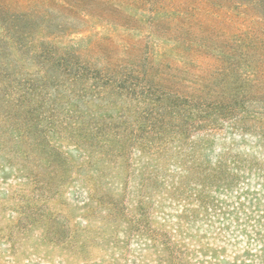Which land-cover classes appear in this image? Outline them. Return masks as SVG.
<instances>
[{
    "label": "rangeland",
    "instance_id": "374dc122",
    "mask_svg": "<svg viewBox=\"0 0 264 264\" xmlns=\"http://www.w3.org/2000/svg\"><path fill=\"white\" fill-rule=\"evenodd\" d=\"M249 4L0 0V56L20 70L9 80L25 84L19 102L17 89L0 84V264H264V63L250 54L239 70L248 74L245 92L234 88L250 121L189 137L163 141L160 124L138 130L147 108L112 88L135 83L154 97L172 92L230 107L228 93L204 96L203 78L220 56L199 46H208L207 35L215 44L233 33L238 41L260 36L264 23ZM73 59L88 62L80 67L85 87L66 76L77 68L65 65ZM69 90L85 96L93 121L108 113L93 104L115 101L113 116L122 119L108 122L130 127L118 135L133 132L128 151L94 141L83 146L89 152L77 151L54 135L36 147V130L25 151L6 124L59 122V103L51 102Z\"/></svg>",
    "mask_w": 264,
    "mask_h": 264
},
{
    "label": "trees",
    "instance_id": "16d2710c",
    "mask_svg": "<svg viewBox=\"0 0 264 264\" xmlns=\"http://www.w3.org/2000/svg\"><path fill=\"white\" fill-rule=\"evenodd\" d=\"M247 1L250 2V7L258 10L255 15H257L259 21L262 22L261 24H263L264 0ZM246 5L248 4L246 3ZM185 32H190V29H186ZM233 35L234 36L229 38L225 35V38L221 36L220 39H224L221 40L220 44H215L212 38L207 35L204 42L208 46H199V51L205 55L210 56L209 53L215 52L220 56V58L217 57V59H215L214 63L216 66L211 68L213 70H209L210 74L208 78H203L206 83L202 86L205 91L204 96H219L223 99L222 97H225V93H228V98L226 99L232 101L230 107H226L214 101L208 102L209 99L206 97H201L200 100L191 98L192 95L190 97L181 98L177 96L176 93L172 92L163 93L162 98L154 97L150 93L139 91V89H137L138 86L134 85L135 83H131L133 85H130L129 88L125 87V84L115 83L112 88L118 90L120 95L125 94L126 97L130 99L133 98L135 101L140 102L145 110L147 108L145 114L147 115L148 113L149 115L148 117L146 116L147 118L145 117L143 121L138 122L137 129L142 131L145 129L152 132L156 124H160L162 133L159 137L161 138L171 137L172 135L189 137L190 134H196V130L208 129V131L213 132L218 127H223L229 123H238L244 119L247 122L250 121L249 117L253 112L247 109L246 102L238 100V95L234 93V88H238L240 91L245 92V82H247L246 78H248V74H239V70L245 69L247 60L249 61L251 57L249 56L250 54L257 57L260 60V64L264 63V29L260 32V36L259 33L254 32L242 41L236 40V38H240L242 35H235V33H233ZM4 38L7 39L8 36ZM8 41H10L9 38ZM12 65L13 63L10 64L5 55L0 56V84L13 87L15 90L17 89L19 98L15 101L19 102V100L25 98V84H21L17 79L9 80L10 77L15 76L14 73L20 72V70L11 68ZM65 65H76L77 68L73 71V74L69 69L66 70L67 75L64 74L72 81L84 83L82 87L87 86L88 79L80 77L83 76L82 71L87 68L88 62L81 63L73 59L66 62ZM81 66L83 69L80 68ZM133 78L138 80L139 76H134ZM97 79L98 78H96V80ZM93 86L97 89V82L94 83ZM105 87L109 86L106 84ZM218 88H220L219 91L216 90ZM57 95L58 93L54 96L51 103L54 104V106H57V103H59L58 106H60V110L63 114L62 120H59V122L54 121V117H51L50 119H45L43 122L41 121L39 124H34L37 122L32 119H28L26 122H23V124H18V126H13L10 123L6 124L13 131L17 139L21 137V140L25 141L26 152L33 146L27 137L30 138L33 136L35 130L37 131L35 135L37 141L34 145L43 148L51 145L52 142L50 139L52 138L53 141L55 137L57 138L56 141L64 142L67 140L71 142L77 151L83 152H89L87 151L88 148L92 147L90 145L83 147L84 144L88 142L93 143V141L94 146L98 148L106 150L105 148L107 146V148L116 152L128 151L129 145L134 143L133 132L129 133V137H124L122 139L118 136L122 132H127L130 127L123 129L121 128L122 125H117L115 121L108 122L111 118H118V115L113 116L115 107L117 106L115 101L106 102L104 106L103 104H93V106L98 107V109H104L108 112L107 114H99L97 116L98 121H93L91 116L94 115L90 113L91 107L88 100L84 99L85 96L79 95L73 97L70 90L69 92L60 94L61 100H57ZM239 108L243 110L239 112ZM1 112L0 109V113ZM29 115L32 116V113L29 112ZM239 115H242L241 118H239ZM1 121L4 122L5 119L3 118ZM122 124L132 125V123L128 124L125 121ZM108 128L111 129L110 132ZM53 135L55 137H53ZM166 138H164L163 141ZM147 139L148 142L141 144V148H149L151 143L150 140L153 141L155 138L149 136ZM46 161H50L49 158H46Z\"/></svg>",
    "mask_w": 264,
    "mask_h": 264
}]
</instances>
